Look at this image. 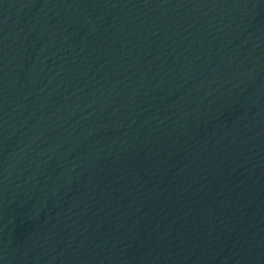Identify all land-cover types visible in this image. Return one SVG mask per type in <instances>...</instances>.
Instances as JSON below:
<instances>
[{"label":"water","instance_id":"95a60500","mask_svg":"<svg viewBox=\"0 0 264 264\" xmlns=\"http://www.w3.org/2000/svg\"><path fill=\"white\" fill-rule=\"evenodd\" d=\"M0 264H264V0H0Z\"/></svg>","mask_w":264,"mask_h":264}]
</instances>
